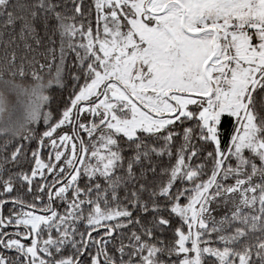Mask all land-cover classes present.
<instances>
[{
	"label": "snow or ice",
	"instance_id": "obj_1",
	"mask_svg": "<svg viewBox=\"0 0 264 264\" xmlns=\"http://www.w3.org/2000/svg\"><path fill=\"white\" fill-rule=\"evenodd\" d=\"M0 264H264V0H0Z\"/></svg>",
	"mask_w": 264,
	"mask_h": 264
}]
</instances>
